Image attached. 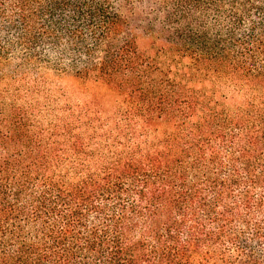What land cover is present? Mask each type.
<instances>
[{
    "label": "trees",
    "instance_id": "1",
    "mask_svg": "<svg viewBox=\"0 0 264 264\" xmlns=\"http://www.w3.org/2000/svg\"><path fill=\"white\" fill-rule=\"evenodd\" d=\"M0 264H264V0H0Z\"/></svg>",
    "mask_w": 264,
    "mask_h": 264
},
{
    "label": "rangeland",
    "instance_id": "2",
    "mask_svg": "<svg viewBox=\"0 0 264 264\" xmlns=\"http://www.w3.org/2000/svg\"><path fill=\"white\" fill-rule=\"evenodd\" d=\"M144 43L142 41L143 45ZM46 80V92L52 95L55 103L58 101L62 105L65 103L64 100L67 103H78L90 97L91 92L88 87L71 76L48 75Z\"/></svg>",
    "mask_w": 264,
    "mask_h": 264
}]
</instances>
